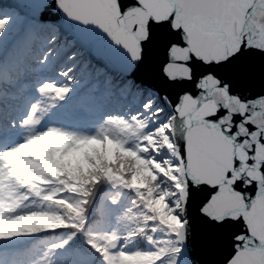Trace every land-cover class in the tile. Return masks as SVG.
Returning <instances> with one entry per match:
<instances>
[{"label": "snow or ice", "instance_id": "obj_1", "mask_svg": "<svg viewBox=\"0 0 264 264\" xmlns=\"http://www.w3.org/2000/svg\"><path fill=\"white\" fill-rule=\"evenodd\" d=\"M117 128L86 174L29 169L5 219L63 223L0 235V264H264V0H0V156Z\"/></svg>", "mask_w": 264, "mask_h": 264}, {"label": "trees", "instance_id": "obj_2", "mask_svg": "<svg viewBox=\"0 0 264 264\" xmlns=\"http://www.w3.org/2000/svg\"><path fill=\"white\" fill-rule=\"evenodd\" d=\"M111 106L116 107L117 104L114 103ZM120 131L121 130L118 128L105 129L103 132V141L107 140L113 143L109 139V136L115 135ZM71 143H73V140L70 136L64 135L62 137L61 135L49 133L45 136L38 137L31 141L29 145L22 147L18 159H14L10 154L4 153L0 156V168H2L5 173L1 178V183L6 186L4 190L9 193L13 190L18 191L20 187L25 185L32 186L30 182L37 184V176L29 171L30 168L36 167L37 161L43 164V166L54 176H61L67 172L70 178H75L79 177L82 173L86 174L88 172L90 167L88 164L89 158L95 160L97 166H100L104 160H110V158H105L100 140H89L77 143L75 148L66 152V149H68ZM79 149H82V157L77 160H69L68 157L76 154ZM119 151V147L114 149L112 152L113 158ZM122 155L124 157L132 158L131 153H122ZM149 175L150 173L147 171L146 165H144L143 162H138L137 174L133 177V181H142L144 186ZM12 179H15V181L12 182ZM37 188H41V185ZM59 203L60 202H57V204ZM69 211L74 212L75 210L69 208ZM54 217L56 218V221L53 224H34L29 220V216L17 217V222L14 223L12 233L40 231L61 226L63 223L61 218L59 216ZM4 234L1 233L0 235ZM35 239L54 241L56 239V234L43 233ZM141 246H143L142 243ZM125 261L126 264H140L135 258H125Z\"/></svg>", "mask_w": 264, "mask_h": 264}, {"label": "rangeland", "instance_id": "obj_3", "mask_svg": "<svg viewBox=\"0 0 264 264\" xmlns=\"http://www.w3.org/2000/svg\"><path fill=\"white\" fill-rule=\"evenodd\" d=\"M57 135H61L62 137L64 135L62 134H57ZM82 143V142H79ZM102 143V147H103V154L105 156V158L109 159H113V155L112 152L114 151V149H116L118 147V145L111 143L107 140L105 141H101ZM28 144L22 145L20 148L11 151V152H7L8 154H10L12 157H14V159H18L20 157L21 154V148L24 146H27ZM82 157V149H79L78 152L74 155L69 156V160L71 159H80ZM15 179H12V182H14ZM17 181V180H16ZM37 184H34L33 182H30L32 184V189L33 190H38L40 188L39 185L43 184V181L38 180L37 178ZM11 184V183H10ZM133 185L137 186V187H142L143 183L142 181L140 182H136L133 181ZM6 188L5 185H3L1 183V178H0V234H4V233H12V229L14 227V223L17 222V218L15 220H7L5 219V217H7L8 215H10L12 212L16 211V209L18 207H22L23 206V201L19 200V196H18V191L17 190H13L10 191L9 193L6 192L4 189ZM11 188V187H10ZM156 209L158 212H160L163 217L167 220V222L174 226V227H179L177 221L175 220L174 217L171 216L170 214V210L167 209V205L163 203V201H157L156 205H155ZM29 220H31L34 224H53L56 221V218L54 216H50V215H31L29 216Z\"/></svg>", "mask_w": 264, "mask_h": 264}]
</instances>
